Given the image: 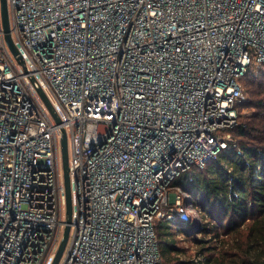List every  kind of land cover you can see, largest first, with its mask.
<instances>
[{"label": "built area", "instance_id": "obj_1", "mask_svg": "<svg viewBox=\"0 0 264 264\" xmlns=\"http://www.w3.org/2000/svg\"><path fill=\"white\" fill-rule=\"evenodd\" d=\"M6 1L0 264L55 261L62 129L58 264H163L156 220L190 218L174 183L229 148L240 80L264 66V0Z\"/></svg>", "mask_w": 264, "mask_h": 264}, {"label": "trees", "instance_id": "obj_2", "mask_svg": "<svg viewBox=\"0 0 264 264\" xmlns=\"http://www.w3.org/2000/svg\"><path fill=\"white\" fill-rule=\"evenodd\" d=\"M260 78L264 79V69L262 75H256L249 68L240 80L256 100L252 103L255 112L231 130L229 148L207 168L184 174L173 185L191 196L183 204L209 218L200 223L192 218L183 222L190 228L186 232L201 231L204 236L195 239L201 245L199 260L187 264H264V81ZM177 218L156 220L163 264V256L174 249L167 238Z\"/></svg>", "mask_w": 264, "mask_h": 264}, {"label": "rangeland", "instance_id": "obj_3", "mask_svg": "<svg viewBox=\"0 0 264 264\" xmlns=\"http://www.w3.org/2000/svg\"><path fill=\"white\" fill-rule=\"evenodd\" d=\"M256 75H262L264 66H252L251 67ZM259 81H264L263 78H260ZM244 88V87H243ZM244 94L246 96L245 101H251V104L248 102L244 104L241 107H238L237 110V121L243 122L247 119H249V115L255 112L253 104L255 99H253L252 95H249L248 92L244 88ZM176 191V189L174 190ZM184 190H181V195L184 197ZM183 193V194H182ZM183 201V199H182ZM188 210V214L190 215V218H192L197 223L208 221V217H203L201 212L198 210H195L190 207L189 205L183 204ZM181 219L177 218V222L173 224L170 229L169 233L171 234L170 237L167 238V241H169L174 249H178L177 251L172 249V251L169 253L167 257L163 256V261L165 264H179V262L187 264V262H196L199 260L198 255L201 249V245L198 244L196 240L203 239V235L201 234V231H195V233H188L187 230H190V228H186L184 223ZM181 226H179L180 224ZM202 228V226H201ZM196 239V240H195ZM174 250V251H173Z\"/></svg>", "mask_w": 264, "mask_h": 264}, {"label": "water", "instance_id": "obj_4", "mask_svg": "<svg viewBox=\"0 0 264 264\" xmlns=\"http://www.w3.org/2000/svg\"><path fill=\"white\" fill-rule=\"evenodd\" d=\"M1 3H2V25L5 33V39L10 49L14 53V55H18V50L15 47L10 34L7 1L1 0ZM38 92L40 93L43 101L46 103L47 107L51 111L56 123L59 124L60 119L55 113L50 101L48 100V98L41 89H39ZM61 157H62V169H63L64 186H65V194H66V227L63 233L62 241L60 243V247L58 249L53 264H58L64 254L70 235V224L72 222V196H71V184H70V172H69L68 139H67L66 131L64 129H62L61 131Z\"/></svg>", "mask_w": 264, "mask_h": 264}]
</instances>
